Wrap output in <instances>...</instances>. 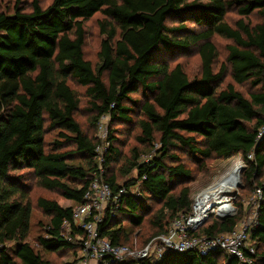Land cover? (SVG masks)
Masks as SVG:
<instances>
[{"label":"trees","instance_id":"1","mask_svg":"<svg viewBox=\"0 0 264 264\" xmlns=\"http://www.w3.org/2000/svg\"><path fill=\"white\" fill-rule=\"evenodd\" d=\"M13 2L0 9V264H52L43 252L77 249L59 237L60 224L82 202L98 170L100 144L76 118L82 100L89 127L108 118L100 165L113 191L125 190L103 216L102 235L112 244L131 245V229L164 232L173 218L190 211L186 184L194 170L185 159L203 166L208 159L240 154L248 186L261 193L250 237L257 264H264V137L258 139L264 127V0H50L46 5L32 0L28 10L21 6L24 0ZM230 10L239 16L233 26L225 20ZM96 13L102 16L97 20L102 37L92 61L84 54V23ZM252 14L258 18L253 24ZM215 35L231 41L217 69ZM189 48L197 49L200 60L194 76L181 63L169 64ZM243 85L248 92L239 89ZM116 126L136 131L142 150L134 145L123 155ZM155 143L157 154L139 162L140 153ZM25 170L34 186L72 202L63 207L56 198L34 199L46 218L38 248L27 241L32 204ZM132 171L135 176L119 185L118 176ZM130 187L140 195L129 193ZM238 218L213 220L197 233L228 232ZM113 264L238 261L221 250L207 255L167 250L160 258Z\"/></svg>","mask_w":264,"mask_h":264},{"label":"built area","instance_id":"2","mask_svg":"<svg viewBox=\"0 0 264 264\" xmlns=\"http://www.w3.org/2000/svg\"><path fill=\"white\" fill-rule=\"evenodd\" d=\"M106 117V116H105ZM97 129L101 137L107 135L102 124L98 122ZM106 133V134H105ZM97 138L100 139L99 136ZM101 140L96 147L98 170L93 172L85 189L82 202L72 207L71 219L63 220L60 224L59 237L67 242L77 244V251L71 255L66 264H113L125 258L142 259L147 257L160 258L167 251H197L200 255H207L216 250L224 251L227 255L235 257L238 264H257L255 256V242L251 239V231L257 227V208L261 193L255 188L251 205L253 209L246 219H240L233 228L224 233L206 235L195 232L209 214L214 213L219 217L234 211L233 202L228 201L230 209L219 211L218 203L225 199L223 191L213 192L206 196L193 197L191 212L188 216H176L173 226L167 233H162L150 239L142 248L123 244H112L110 240L99 231L100 223L106 212L111 213L112 208L118 204V197L124 193L123 187L116 192L104 179L101 167L103 152ZM249 154L247 158H251ZM139 195V193L137 192ZM185 215V214H184ZM252 241H250V240ZM67 260V259H65Z\"/></svg>","mask_w":264,"mask_h":264},{"label":"rangeland","instance_id":"3","mask_svg":"<svg viewBox=\"0 0 264 264\" xmlns=\"http://www.w3.org/2000/svg\"><path fill=\"white\" fill-rule=\"evenodd\" d=\"M32 0H24L23 4L21 6L25 7L26 10H28V6L30 5ZM50 2V0H41V3L43 5H46ZM14 4L13 0H0V9H5V6L11 7ZM102 16L100 13L94 14L91 18H89L87 21H85L84 26L86 30V35H85V45H84V54L85 58L94 61L95 59V54L96 50L98 48V44L100 42V39L102 36H100L98 27H97V20L101 19ZM239 16L236 13L235 10H230L227 12L225 15V20L228 24L233 26L236 20H238ZM257 16L255 14H252L250 17V22L255 23L257 21ZM172 23V22H170ZM175 23V22H173ZM187 23V28L193 29L194 25L190 22ZM174 25V24H173ZM197 31V29H195ZM212 42L215 44L217 51H218V60L215 63V68L217 69L220 64L224 63V58L226 56V45L228 43H231L230 40L224 39L220 36H213L212 37ZM176 63H181L187 72L189 76H194L198 73L200 70V60L199 56L197 54V49L196 48H189L185 52L179 53L176 56H174L172 59L169 60V64L173 65ZM228 77V76H227ZM228 78L224 80L226 82ZM223 82L222 85L225 83ZM241 91L248 92L249 87L247 85H243L242 87H239ZM76 118L79 120V122L82 125V128L89 134V135H95L96 137L99 136L101 140L102 147L107 146V143L105 141L106 136L101 137V133L99 134L97 125L94 127H89L87 121H88V114L84 110V100L81 101V106L79 110L77 111ZM100 122L102 124V128L104 130L109 129L108 128V118L105 116H101L97 123ZM96 123V124H97ZM116 137L118 139V144H119V149L121 150V153L125 156H128L130 153V148L132 146H137L138 151L140 152L143 148L141 144H136L134 140V134L127 133L124 130H120L123 128V126H116ZM106 134V133H105ZM134 135V136H133ZM264 137V127L261 128L259 131L258 139ZM49 138V136L47 137ZM159 147L158 143H155L153 147L149 150L148 153H140V158L139 162L141 161H148V159L152 155H156L157 152L155 151ZM182 156V155H181ZM184 157V156H183ZM248 159H252L248 158ZM186 163L188 166L192 167L194 170V177L191 182H188L186 185L189 186L190 188V199H191V204H190V211L187 213H180L178 216L182 215L187 217L190 212H191V206L193 203V197L195 196H206L207 194L213 193V191H206L208 188L211 187V185L214 184L222 175L225 174H231L232 169L237 162H239V169L237 172L234 174L235 175V185L232 187V189H220V191H223V194L225 195V199H229L230 201L233 202V207L236 208L234 211H230L226 213V215L219 217L214 213L209 214V216L203 220L201 225L196 229L195 232H197L201 227L206 225L207 223L215 220V221H222L223 218L228 217V216H237L238 221L242 219L248 218V216L251 214V210L253 209L251 205V198H253V193L255 190V186L252 188L248 186L246 179H245V169L247 167V164L245 163L244 159L240 154L233 155L227 159H218V158H213V159H208L206 160L205 164L203 166H195L190 163V161L186 160ZM21 173H25L24 177L26 180V183L30 185V196H31V204H32V212H31V217H30V230H29V235L27 237V241L35 246V248H38L37 242H36V237L40 236L42 234V226L46 222V218L43 216L42 212L36 207V204L34 205V199H36L38 196H45L47 198H56L59 201V204L63 207H69L72 205V202L69 200L61 199L59 198L56 194L53 192H48L47 190H42L41 188H38L33 185L34 179L31 177L30 172L28 171H21ZM135 172L132 171L128 176H125L124 178H121L118 176V183L119 185L122 184V181L125 180L127 177H134ZM256 180H259V178ZM255 179L253 181H256ZM138 185V184H137ZM217 190L216 192H218ZM129 193L137 195L138 189L136 187H130L128 190ZM215 192V193H216ZM140 195V192H139ZM138 195V196H139ZM241 205L240 207L238 206ZM74 206V205H73ZM72 206V207H73ZM153 208L154 205H153ZM185 214V215H184ZM241 219V220H242ZM173 220L174 218L170 221L169 225L166 226V229L162 233H167L173 226ZM240 220V221H241ZM237 221V222H238ZM239 221V222H240ZM238 222V223H239ZM122 225L129 230L130 225H128L127 221L122 220ZM131 235H130V241L131 247H134L136 249L142 248L150 239L154 238L155 236L162 234H156V235H150V231L144 227V229H141L139 231V228L136 229H131ZM137 233V235H136ZM227 234H222L221 236H226ZM250 240V239H249ZM251 241V240H250ZM252 242V241H251ZM127 245V244H123ZM256 248V245H255ZM78 249V247H77ZM75 251H67L63 252V254H56V253H48V252H43L44 258L49 260L52 264H58L60 263H65V261H68L71 257L72 254H74ZM256 250V249H255ZM67 259V260H65Z\"/></svg>","mask_w":264,"mask_h":264},{"label":"bare ground","instance_id":"4","mask_svg":"<svg viewBox=\"0 0 264 264\" xmlns=\"http://www.w3.org/2000/svg\"><path fill=\"white\" fill-rule=\"evenodd\" d=\"M238 164H236L234 166V168L231 171V174H225L222 175L216 182H214L213 185H211L210 188H208L206 191H213L216 192L217 190L220 189H232V187L235 185V173L237 172V170L239 169V162H237ZM229 199H224L222 198V200L218 203H214L217 205V208L219 211L222 210H229L230 209V202L228 203Z\"/></svg>","mask_w":264,"mask_h":264}]
</instances>
